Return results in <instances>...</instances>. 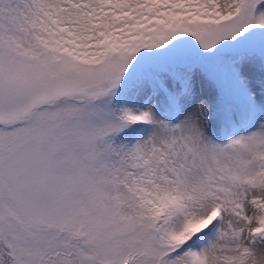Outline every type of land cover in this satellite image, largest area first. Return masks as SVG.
I'll return each instance as SVG.
<instances>
[{
  "label": "snow or ice",
  "instance_id": "obj_1",
  "mask_svg": "<svg viewBox=\"0 0 264 264\" xmlns=\"http://www.w3.org/2000/svg\"><path fill=\"white\" fill-rule=\"evenodd\" d=\"M0 264H264V0H0Z\"/></svg>",
  "mask_w": 264,
  "mask_h": 264
}]
</instances>
